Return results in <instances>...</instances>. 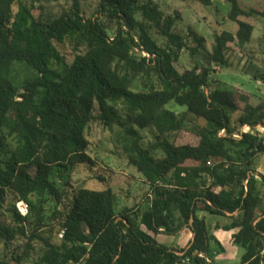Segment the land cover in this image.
Here are the masks:
<instances>
[{
	"label": "trees",
	"instance_id": "obj_1",
	"mask_svg": "<svg viewBox=\"0 0 264 264\" xmlns=\"http://www.w3.org/2000/svg\"><path fill=\"white\" fill-rule=\"evenodd\" d=\"M43 1L0 0V245L9 251L20 235L27 239L0 264H24L35 242L43 245L36 264H218L200 214L228 220L222 229L236 231L244 250L238 264H264V173L256 168L264 100L214 77L232 66L231 44L251 43L250 20L264 19V7L225 0L239 30L214 34L210 49L193 27L178 30V12L165 16L153 0H97L90 18L83 0H65L70 9L57 16ZM66 42L75 53L70 63L56 46ZM184 52L192 67L181 72ZM93 124L120 130L130 165L150 189L146 209L119 210L112 188L69 180L70 192L61 191V171L96 164ZM141 131L153 135L149 147ZM46 197L55 202L51 216ZM20 201L29 204L27 217ZM185 229L194 235L188 248L158 241Z\"/></svg>",
	"mask_w": 264,
	"mask_h": 264
},
{
	"label": "rangeland",
	"instance_id": "obj_2",
	"mask_svg": "<svg viewBox=\"0 0 264 264\" xmlns=\"http://www.w3.org/2000/svg\"><path fill=\"white\" fill-rule=\"evenodd\" d=\"M153 1L160 5L165 16H175L178 12L181 15V20L178 21L177 25L178 30L185 33L189 27H193L200 35L207 39L210 49L214 42V34L227 31L236 35L239 30L237 23L232 22L228 18L230 4L225 0H213L211 6H205L193 0ZM242 1L251 6L264 7V0ZM42 3L53 16L64 13L71 6L65 0H45ZM97 9V0H83V10L86 17H93ZM250 22L255 26L251 43L243 50L237 43L231 44L228 58L232 66L230 68H217V73L214 74V77L224 87H233L247 93H252L254 102L258 103L264 100V19L253 18ZM152 32L160 43L164 42L157 30H153ZM56 46L67 57L69 63L73 61L75 53L71 42H66L62 45L56 44ZM177 67L181 72L192 67V61L187 52L183 53ZM16 68H18V76L20 74L22 79L25 78V70L20 66ZM168 107L179 112L183 110L174 103ZM140 135L144 147H149L154 142V137L150 132L141 131ZM89 141V155L96 164L80 165L75 168L71 175L68 172L61 171L56 176V181L61 191L70 192L71 187L67 182L69 180L74 187L87 186L99 190L112 188L119 201V210L124 207L146 209L149 205L146 197L150 193V189L144 184V179L137 169L130 165L129 156L122 142L120 130L116 129L112 132L99 124H93L89 132ZM260 162L264 165V156L257 159L256 168L262 165ZM68 175L71 176L70 179ZM11 203L12 198L10 197L6 207H9ZM45 207L47 215L51 216L55 209V202L50 197H46ZM200 216L205 217L210 233L214 238L211 242L213 259L222 263H240L244 250L234 243L233 232L223 229L220 231L215 230L220 221L223 226L229 224V222L222 217L209 214H200ZM2 220L6 224L14 225V222L7 215L3 216ZM180 238L181 235L176 237L160 236L158 237V241L168 246L186 247L192 239L190 235L185 236L179 244ZM217 240L222 243H219ZM26 243L27 239L20 235L14 242L11 250L6 251L4 246L0 245V257H11L14 249L21 248ZM42 248V243L35 242L34 250L31 251L30 256L24 261V264H36L42 254Z\"/></svg>",
	"mask_w": 264,
	"mask_h": 264
},
{
	"label": "crops",
	"instance_id": "obj_3",
	"mask_svg": "<svg viewBox=\"0 0 264 264\" xmlns=\"http://www.w3.org/2000/svg\"><path fill=\"white\" fill-rule=\"evenodd\" d=\"M264 155H260L259 157H263ZM258 157V158H259ZM260 163H262V162H260ZM257 170H258V172H260V173H264V165H263V163H262V165H260V167L259 168H257ZM217 217H219V216H217ZM223 219H225V220H227L226 218H224V217H222ZM228 221V220H227ZM227 225V224H226ZM217 228H215V230H217V231H220V230H222V227H223V225H221V221L217 224V226H216ZM224 230V229H223ZM233 232V234H232V237H233V235L236 233V231H232ZM179 235H181V238H180V241H179V244L181 243V241L184 239V237L185 236H188V235H190L191 236V242H192V240H193V238H194V235H193V233L191 232V230L190 229H185L183 232H182V234H179ZM160 236H168V235H165V234H161ZM160 236H158V237H160ZM171 237H176V236H171ZM217 241H219V240H217ZM190 242V243H191ZM190 243H189V245H190ZM219 243H222L221 241H219ZM163 244V243H162ZM189 245L188 246H186V247H179V248H188L189 247ZM173 247H177V246H173ZM224 251V250H223ZM242 256V255H241ZM216 263H218V264H238V263H222V262H218V260H216Z\"/></svg>",
	"mask_w": 264,
	"mask_h": 264
},
{
	"label": "built area",
	"instance_id": "obj_4",
	"mask_svg": "<svg viewBox=\"0 0 264 264\" xmlns=\"http://www.w3.org/2000/svg\"><path fill=\"white\" fill-rule=\"evenodd\" d=\"M250 129L248 127H246L244 129V132L247 133L249 132ZM224 132V131H223ZM17 209L18 212L23 216V217H27L29 215L30 212V207L29 204L26 201H20L19 203H17Z\"/></svg>",
	"mask_w": 264,
	"mask_h": 264
}]
</instances>
